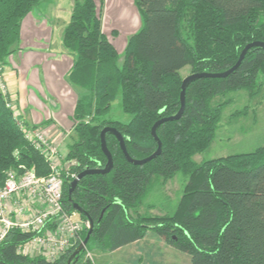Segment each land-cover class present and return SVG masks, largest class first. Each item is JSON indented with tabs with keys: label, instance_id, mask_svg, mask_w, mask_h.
Here are the masks:
<instances>
[{
	"label": "trees",
	"instance_id": "trees-1",
	"mask_svg": "<svg viewBox=\"0 0 264 264\" xmlns=\"http://www.w3.org/2000/svg\"><path fill=\"white\" fill-rule=\"evenodd\" d=\"M41 0H0V69L17 49L23 19ZM140 26L118 53L102 30V0H71V13L62 46L72 56L69 84L83 94L70 117L74 138L63 163L62 205L67 212L92 221L85 250L76 264H91L87 252L114 251L143 239L152 231L163 241L189 255L190 264H264V145L246 153L220 157L200 164L193 156L205 151L215 136L223 101L216 97L245 91L249 99L264 86V49L250 48L239 67L224 78L191 82L185 91L180 119L156 129L160 154L143 165L126 161L116 138L105 134L113 167L106 174L85 175L71 198L68 187L85 169L103 168L100 131L117 129L128 155L143 159L157 143L152 125L177 113L180 70L218 73L231 68L244 46L264 42V0H134ZM0 70V73H1ZM130 116L123 123L109 116L116 96ZM247 108L236 111L240 116ZM19 164L47 173L40 154L23 139L0 93V185L5 173ZM186 177L176 209L170 216L139 213L154 182ZM77 204L83 213L72 207ZM85 213V214H84ZM58 260L19 254L17 247L32 233L11 229L0 240V264H65L84 239Z\"/></svg>",
	"mask_w": 264,
	"mask_h": 264
},
{
	"label": "crops",
	"instance_id": "crops-1",
	"mask_svg": "<svg viewBox=\"0 0 264 264\" xmlns=\"http://www.w3.org/2000/svg\"><path fill=\"white\" fill-rule=\"evenodd\" d=\"M102 2V30L108 19L112 20L111 25L117 26V37L119 34H134L138 30L140 17L134 0ZM70 13L71 0H41L23 19L20 42L8 57L2 74L5 91L20 119L29 126L49 127L53 132L62 134L64 137L60 145L66 143L67 148L74 138L70 117L77 99L83 94L81 88L67 81L72 56L62 46V35ZM109 41L117 52L124 50V35ZM67 137L69 142L65 140ZM140 241L142 239L114 251L96 250V255L100 263L105 264V257H111L121 248Z\"/></svg>",
	"mask_w": 264,
	"mask_h": 264
},
{
	"label": "built area",
	"instance_id": "built-area-1",
	"mask_svg": "<svg viewBox=\"0 0 264 264\" xmlns=\"http://www.w3.org/2000/svg\"><path fill=\"white\" fill-rule=\"evenodd\" d=\"M2 74L3 69L0 93L8 98ZM9 108L16 115L15 106ZM15 123L23 139L43 158L47 173L37 176L33 168L23 164L5 173L0 185V240L14 228L32 233L33 237L19 245L17 252L54 262L80 240L88 222L80 220L76 212H67L62 205L64 157L59 148L62 134L49 127L29 126L21 119ZM67 176L76 178L74 174Z\"/></svg>",
	"mask_w": 264,
	"mask_h": 264
},
{
	"label": "rangeland",
	"instance_id": "rangeland-1",
	"mask_svg": "<svg viewBox=\"0 0 264 264\" xmlns=\"http://www.w3.org/2000/svg\"><path fill=\"white\" fill-rule=\"evenodd\" d=\"M111 21V19H108L106 20L107 23H104L103 32L108 40H118V38H122L124 35L127 43L133 34H119L117 37L115 34L119 31L117 26L111 25ZM122 52L118 53L122 54ZM190 73L189 66H185L180 70V76L182 78L190 75ZM223 101H229L230 103L226 104L221 110L214 139L205 151L194 155L192 158L198 164L232 154L251 152L257 147L264 145V86L256 98L249 99L245 91L229 92L224 97H216L212 101V107ZM4 102L6 108L13 113L9 107L13 109L14 104H12L13 102L9 99V96L8 98H4ZM244 108H247L245 114L232 116L234 112L243 110ZM15 112L16 115L12 114L14 121L20 119L16 109ZM109 116L123 123L130 119V116L124 114L121 110L120 93L116 96ZM62 137L64 136L62 135ZM65 140L66 142L70 141L69 137ZM61 145H59V148L62 149L61 154L65 157V148L67 149L66 143ZM185 183L186 177L180 173H177L173 178L165 180L164 182L161 179L155 181L153 189L140 207L139 213L143 216L172 215L182 195ZM79 219L82 220L80 217ZM87 253L89 255H85L84 259H89L91 264H101L96 255V250ZM105 264H190V257L174 247L163 243L162 239L156 233L149 231L142 241L121 248L111 257H105Z\"/></svg>",
	"mask_w": 264,
	"mask_h": 264
},
{
	"label": "water",
	"instance_id": "water-1",
	"mask_svg": "<svg viewBox=\"0 0 264 264\" xmlns=\"http://www.w3.org/2000/svg\"><path fill=\"white\" fill-rule=\"evenodd\" d=\"M252 47H260V48L264 49V42L253 41V42H250V43L246 44L244 46V48L242 49V51L240 52L239 57H238L237 61L235 62V64L231 68L226 70V71L218 72V73L196 72V73H192V74H190V75H188V76L183 78V80L181 82V86H180V95H179L180 107H179L177 113L175 115H173V116L164 117V118L159 119L151 127V130H150L151 136L156 141L157 148L148 157L143 158V159H133V158H131L128 155V153H127V150H126V147H125V144H124V140H123V137L120 134V132L117 129L113 128V127H109V126L104 127L100 131V148H101L102 153L106 157L105 166L103 168H93V169H89L88 168V169H85V170L81 171L76 176V178H74L69 184V187H68V198L69 199L71 198V194H72L74 188L76 187L78 180L81 179L82 177H84L85 175L106 174V173L110 172V170L112 169L113 160H112V156H111V154L108 151L107 146H106V141H105V134L106 133H110L116 138V140L118 141L119 147H120V149H121V151H122V153H123V155H124V157H125L127 162H129V163H131L133 165H143V164L151 161L152 159L157 157L160 154V152H161V141L159 140V138L156 135V129L158 128L159 125H161L164 122L175 121V120L180 119V117L183 114L184 108H185V91H186L187 86L191 82H193L194 80H197V79L224 78V77L228 76L229 74H231L233 71H235L239 67V65H240L242 59L244 58L246 52ZM72 207H73V209L75 211L83 213V211L78 207L77 204H73ZM86 218H87L88 226H87V232L85 234V237L76 246V248L73 250V252L70 254V256L66 260L65 264H76L77 261L80 258V254L86 248V245L88 243V240H89L90 234L92 232V228H93L92 221L89 219V217L86 216Z\"/></svg>",
	"mask_w": 264,
	"mask_h": 264
}]
</instances>
